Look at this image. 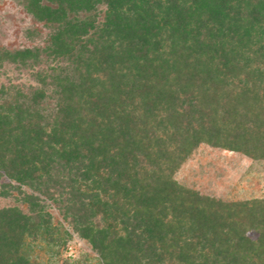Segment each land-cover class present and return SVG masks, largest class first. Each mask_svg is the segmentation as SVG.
Masks as SVG:
<instances>
[{
	"label": "trees",
	"instance_id": "obj_1",
	"mask_svg": "<svg viewBox=\"0 0 264 264\" xmlns=\"http://www.w3.org/2000/svg\"><path fill=\"white\" fill-rule=\"evenodd\" d=\"M18 1L48 34L0 66H56L0 89L1 195L27 206L0 208V264L72 235L98 264H264V198L174 178L202 144L264 160V0Z\"/></svg>",
	"mask_w": 264,
	"mask_h": 264
},
{
	"label": "rangeland",
	"instance_id": "obj_2",
	"mask_svg": "<svg viewBox=\"0 0 264 264\" xmlns=\"http://www.w3.org/2000/svg\"><path fill=\"white\" fill-rule=\"evenodd\" d=\"M105 7H99V21L104 17ZM47 29L35 22L25 12L18 0H0V46L9 50L43 47ZM62 65V62L60 63ZM56 62L43 57L35 65L21 66L4 63L0 66V89L16 86L23 90L41 88V79L49 75ZM48 82L49 79L47 78ZM175 180L201 194L225 201H241L264 198V160L253 161L239 153L229 152L208 145H200L194 154L174 176ZM6 178L0 179V208L17 206L27 211L26 204L20 201L15 192L4 197L2 185ZM30 193V190L24 188ZM6 191V190H5ZM46 210L51 214L54 224L64 226L56 206L46 202ZM34 258L39 264H98L96 254L90 246L72 235L60 254L54 253L44 242L35 244Z\"/></svg>",
	"mask_w": 264,
	"mask_h": 264
}]
</instances>
